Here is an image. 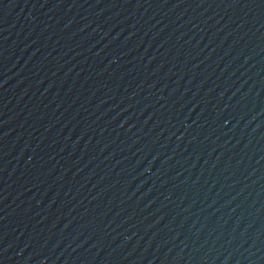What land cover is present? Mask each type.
Masks as SVG:
<instances>
[{
	"label": "water",
	"instance_id": "95a60500",
	"mask_svg": "<svg viewBox=\"0 0 264 264\" xmlns=\"http://www.w3.org/2000/svg\"><path fill=\"white\" fill-rule=\"evenodd\" d=\"M0 264H264V0H0Z\"/></svg>",
	"mask_w": 264,
	"mask_h": 264
}]
</instances>
